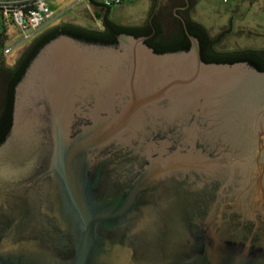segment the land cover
I'll return each mask as SVG.
<instances>
[{"label":"water","instance_id":"obj_1","mask_svg":"<svg viewBox=\"0 0 264 264\" xmlns=\"http://www.w3.org/2000/svg\"><path fill=\"white\" fill-rule=\"evenodd\" d=\"M59 35L0 143V264H264V71Z\"/></svg>","mask_w":264,"mask_h":264},{"label":"rangeland","instance_id":"obj_2","mask_svg":"<svg viewBox=\"0 0 264 264\" xmlns=\"http://www.w3.org/2000/svg\"><path fill=\"white\" fill-rule=\"evenodd\" d=\"M249 11L233 7L232 3L221 0H202L193 11V21L202 24L212 38L217 40L216 49L220 52H234L242 49L264 50V7L261 0H243ZM152 0H124L122 5L113 6L110 18L119 25H132L142 20L151 8ZM53 18L49 28L60 23L81 27H99L100 16L89 10V3L79 0H46ZM247 7V6H245ZM90 8V7H89ZM262 8V9H260ZM15 32V28H11ZM43 30L37 35L39 36ZM36 36V37H37ZM20 43L11 53L2 58L6 65L16 62L21 52L36 38Z\"/></svg>","mask_w":264,"mask_h":264},{"label":"trees","instance_id":"obj_3","mask_svg":"<svg viewBox=\"0 0 264 264\" xmlns=\"http://www.w3.org/2000/svg\"><path fill=\"white\" fill-rule=\"evenodd\" d=\"M88 3L91 9H94L95 7H102L105 9L106 16H102L99 27L88 28L68 23H62L58 26H54L50 28L48 33H42L37 36L25 49L23 55L16 60L15 65L12 68L13 78L8 85L7 98L6 100L4 99V101H1L5 110L2 113V121L4 122L3 126L5 127V132L7 131L11 121L15 86L22 78L32 59L46 43L59 35H67L87 43L116 45L119 35L134 34V29L124 27L111 20L110 15L112 7L117 5L111 3L107 6L104 3L98 4L94 0H88ZM123 3L124 0L118 5H122ZM89 7L88 9L90 10ZM189 34L199 41L201 58L206 63L232 64L235 62H246L258 71H264V50L242 49L234 52H220L216 49L218 44L217 40L212 38L208 30L198 22H192V30H189ZM134 37L137 38L135 35ZM182 37L184 39V43L181 45L171 43V45H168L167 47L159 46L152 49L156 53L187 50L190 47V41L184 33L182 34ZM148 45L151 46L149 43Z\"/></svg>","mask_w":264,"mask_h":264},{"label":"flooded vegetation","instance_id":"obj_4","mask_svg":"<svg viewBox=\"0 0 264 264\" xmlns=\"http://www.w3.org/2000/svg\"><path fill=\"white\" fill-rule=\"evenodd\" d=\"M151 8L146 12L144 18L132 25H123L124 27L134 29L132 36L145 39V43L151 45L149 47H167L171 43L181 45L184 43L182 34L187 37L186 30H192L193 11L200 5L202 0H152ZM90 10L94 11L96 16L105 15V9L102 7H95ZM98 10V11H97ZM50 28H44L42 33H48ZM41 33V34H42ZM120 36V35H119ZM118 36V37H119ZM188 38V37H187ZM118 41V38H117ZM29 46V45H28ZM27 46V47H28ZM26 47V48H27ZM25 48V49H26ZM25 49L21 52L19 57L23 55ZM18 57V58H19ZM12 65H6L4 60L0 58V143L7 136L11 123L5 132L4 122L2 121V113L5 111L1 101L6 100L8 93V85L12 77Z\"/></svg>","mask_w":264,"mask_h":264},{"label":"built area","instance_id":"obj_5","mask_svg":"<svg viewBox=\"0 0 264 264\" xmlns=\"http://www.w3.org/2000/svg\"><path fill=\"white\" fill-rule=\"evenodd\" d=\"M86 1L88 0H79ZM98 4L118 5L123 0H94ZM227 3L228 0H221ZM53 13L46 0H13L0 2V56H8L20 43L36 37L52 21ZM11 28L16 31L12 32Z\"/></svg>","mask_w":264,"mask_h":264},{"label":"crops","instance_id":"obj_6","mask_svg":"<svg viewBox=\"0 0 264 264\" xmlns=\"http://www.w3.org/2000/svg\"><path fill=\"white\" fill-rule=\"evenodd\" d=\"M2 1H13V0H0V2H2ZM230 2L232 3V5H234L233 7H235V8L238 7V8L247 9V10L249 9L250 10L251 8L255 7V6L251 7L248 4H245L247 2L243 1V0H228L227 4H229ZM258 5H260V7H261V5H263V7H264V0L259 1ZM245 6H247V7H245ZM260 9H262V8H260ZM60 24H62V23H60ZM60 24H58V25H60ZM48 27L49 26L47 25L46 28H48Z\"/></svg>","mask_w":264,"mask_h":264}]
</instances>
